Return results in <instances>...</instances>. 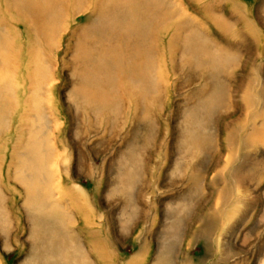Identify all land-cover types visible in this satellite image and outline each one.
<instances>
[{"label": "rangeland", "instance_id": "obj_1", "mask_svg": "<svg viewBox=\"0 0 264 264\" xmlns=\"http://www.w3.org/2000/svg\"><path fill=\"white\" fill-rule=\"evenodd\" d=\"M0 264H264V0H0Z\"/></svg>", "mask_w": 264, "mask_h": 264}]
</instances>
